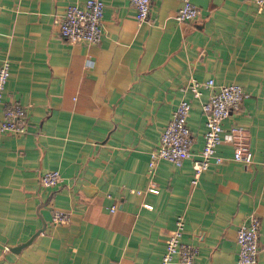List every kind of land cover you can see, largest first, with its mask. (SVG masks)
Instances as JSON below:
<instances>
[{
	"label": "crops",
	"instance_id": "crops-1",
	"mask_svg": "<svg viewBox=\"0 0 264 264\" xmlns=\"http://www.w3.org/2000/svg\"><path fill=\"white\" fill-rule=\"evenodd\" d=\"M83 1L0 0L3 103L18 100L27 113L25 133L0 134V264H159L179 215L183 239L198 248L194 264H238L237 230L253 214L264 264V3L193 0L200 15L178 21L182 0H152L140 23L130 0H102V40L70 42L60 18ZM192 80L203 83L200 97ZM232 82L247 95L223 126L247 129L253 162L234 160L222 143L225 160L197 182L191 157L151 169L180 100L192 102L197 153L202 103ZM48 169L61 172L54 187L40 183ZM54 210L70 221L53 223Z\"/></svg>",
	"mask_w": 264,
	"mask_h": 264
},
{
	"label": "built area",
	"instance_id": "built-area-1",
	"mask_svg": "<svg viewBox=\"0 0 264 264\" xmlns=\"http://www.w3.org/2000/svg\"><path fill=\"white\" fill-rule=\"evenodd\" d=\"M263 4L264 0H253ZM136 8L138 21L147 20L152 0H130ZM105 3L102 0H85L70 4L60 18V33L70 42H87L97 44L104 34L103 16ZM200 15V9L193 0H182L176 15L178 21H191ZM10 75V63L3 59L0 64V134L13 132L23 134L27 131L26 109L18 100L3 103L4 88ZM203 83L196 80L190 81L187 87L194 97H200V87ZM206 86L215 87V80L209 78L204 83ZM243 86L232 82L220 85L210 94L207 101L202 103L206 119L205 142L201 149L194 153L191 150L193 137L188 127L187 120L190 115L192 102L183 98L174 109L170 120L160 133L159 143L150 153L149 167L155 168L159 161H167L176 166H181L186 158H192L194 168V182L201 173L208 169L212 163L220 164L225 157L217 153V147L222 143L233 146L232 158L246 165L253 162V152L247 129L243 125L232 124L228 128L223 126V121L233 111H237L246 97ZM264 165V163H263ZM62 180L58 169H48L41 174L40 183L44 187H54ZM111 209H114L112 207ZM69 213L61 210L52 212L53 223H67L70 221ZM261 220L257 215L238 227L237 244L238 264H257L261 248L259 241V228ZM185 219L179 215L175 227L166 241V251L159 264H194L198 253L196 245L183 239ZM9 246H5L8 250Z\"/></svg>",
	"mask_w": 264,
	"mask_h": 264
},
{
	"label": "water",
	"instance_id": "water-1",
	"mask_svg": "<svg viewBox=\"0 0 264 264\" xmlns=\"http://www.w3.org/2000/svg\"><path fill=\"white\" fill-rule=\"evenodd\" d=\"M44 226H45V225H44ZM44 226H43L42 229H40L37 233H39L40 231H42V230L45 228ZM37 233H36V234H37ZM36 234H35V235H36ZM35 235H33V237H32L31 239H29L28 241H26V242H24V243L18 245V248H22V247H24L25 245H28V244L32 241V239L34 238Z\"/></svg>",
	"mask_w": 264,
	"mask_h": 264
}]
</instances>
